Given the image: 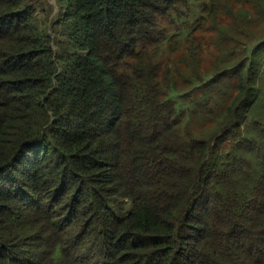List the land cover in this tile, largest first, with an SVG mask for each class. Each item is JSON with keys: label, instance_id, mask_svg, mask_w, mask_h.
<instances>
[{"label": "trees", "instance_id": "16d2710c", "mask_svg": "<svg viewBox=\"0 0 264 264\" xmlns=\"http://www.w3.org/2000/svg\"><path fill=\"white\" fill-rule=\"evenodd\" d=\"M192 1L0 0V264H264V0Z\"/></svg>", "mask_w": 264, "mask_h": 264}, {"label": "rangeland", "instance_id": "374dc122", "mask_svg": "<svg viewBox=\"0 0 264 264\" xmlns=\"http://www.w3.org/2000/svg\"><path fill=\"white\" fill-rule=\"evenodd\" d=\"M31 1L35 6H37L38 12L42 16L41 9H39V4L40 2L43 3L44 0ZM49 3L53 8H55L52 13V17H54L59 12V6L56 3V0H49ZM52 7L50 8V12L52 11ZM197 10L198 9L196 8L194 12ZM210 28V24L209 22H207L204 30L202 29L203 31H201V33L197 35V39L199 41L197 42V44L201 43L202 46L199 47L202 51L203 56L201 61L203 72L208 75H213L212 73H214L217 67H224L226 64L232 65L240 59V55L245 52V48L242 46L245 42H243V39H241L239 35H237L235 38L231 39L229 37L228 40L222 41V38L219 37V33L211 32ZM176 35V38H172L171 45H173L174 47H181L183 42H181L180 39H182L183 37L178 38ZM253 36L255 37V43L253 44L254 47L264 40V21H257V23L254 24ZM248 47L250 48L249 45Z\"/></svg>", "mask_w": 264, "mask_h": 264}]
</instances>
